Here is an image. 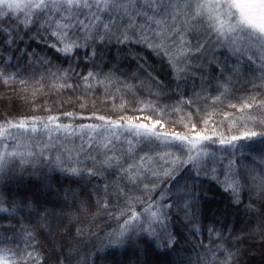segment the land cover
Masks as SVG:
<instances>
[{
    "label": "snow or ice",
    "instance_id": "6c2138e0",
    "mask_svg": "<svg viewBox=\"0 0 264 264\" xmlns=\"http://www.w3.org/2000/svg\"><path fill=\"white\" fill-rule=\"evenodd\" d=\"M0 264H264V0H0Z\"/></svg>",
    "mask_w": 264,
    "mask_h": 264
},
{
    "label": "trees",
    "instance_id": "16d2710c",
    "mask_svg": "<svg viewBox=\"0 0 264 264\" xmlns=\"http://www.w3.org/2000/svg\"><path fill=\"white\" fill-rule=\"evenodd\" d=\"M209 196L210 197L212 196V192H209ZM218 204H219V198L218 197L214 200H212V199L209 200V206L210 207H216ZM185 247H187V245H185ZM161 259H163V258L161 257Z\"/></svg>",
    "mask_w": 264,
    "mask_h": 264
}]
</instances>
